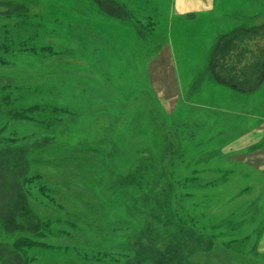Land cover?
Returning <instances> with one entry per match:
<instances>
[{"label": "rangeland", "instance_id": "374dc122", "mask_svg": "<svg viewBox=\"0 0 264 264\" xmlns=\"http://www.w3.org/2000/svg\"><path fill=\"white\" fill-rule=\"evenodd\" d=\"M16 1L0 9V264H264V77L232 87L208 66L264 0L184 20L138 0L131 25Z\"/></svg>", "mask_w": 264, "mask_h": 264}, {"label": "crops", "instance_id": "0c3cea01", "mask_svg": "<svg viewBox=\"0 0 264 264\" xmlns=\"http://www.w3.org/2000/svg\"><path fill=\"white\" fill-rule=\"evenodd\" d=\"M86 1L91 10L99 11L108 18L118 19L129 25L132 24L131 20H134V22L138 21L137 15L130 8V4L136 3L135 1L138 0ZM170 2L169 13L184 20L195 19L198 12L206 13L211 11V9L213 10L214 0H170ZM17 5L18 2L16 0L0 1V9H14ZM132 7L135 8L137 6L132 5ZM249 20L250 24L241 27L235 25L217 34L215 43L210 49L208 66L212 77L219 83L237 87L239 85L236 86V84H248L252 80L256 84L257 79L258 84L264 77V14L260 16L252 15ZM244 34L249 36L248 42L237 41L240 38L239 35L242 36ZM251 39L253 40V47H250L249 44ZM228 40L231 41L230 44H227ZM226 45L228 47L224 48ZM239 51L244 52V55L237 54Z\"/></svg>", "mask_w": 264, "mask_h": 264}, {"label": "trees", "instance_id": "16d2710c", "mask_svg": "<svg viewBox=\"0 0 264 264\" xmlns=\"http://www.w3.org/2000/svg\"><path fill=\"white\" fill-rule=\"evenodd\" d=\"M36 108H37V106H35V105L30 106V107H27L26 109H24L23 111H19V112H16L14 114L18 115V117H21V118H30L31 116H27L26 113H30L31 111H33V109H36ZM126 223L128 224V222H126ZM128 225L131 226V224H128ZM128 225H126V226H128ZM17 241H19V239H17ZM29 242L34 243L33 240H30Z\"/></svg>", "mask_w": 264, "mask_h": 264}]
</instances>
